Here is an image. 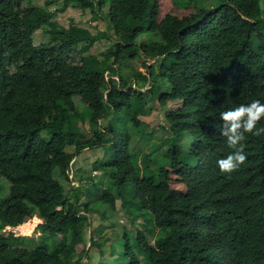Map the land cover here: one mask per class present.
Here are the masks:
<instances>
[{"label": "trees", "instance_id": "trees-1", "mask_svg": "<svg viewBox=\"0 0 264 264\" xmlns=\"http://www.w3.org/2000/svg\"><path fill=\"white\" fill-rule=\"evenodd\" d=\"M59 2L58 11L74 4L108 23L117 41L102 59L87 52L106 35L60 26L49 9ZM214 5L198 12L194 0H0V264H90L88 249L77 248L102 206L144 228L124 230L118 260L98 264H264V136L247 135L237 171L217 166L232 152L220 113L264 103V10L261 0ZM40 30L49 40L35 45ZM169 100L181 106L171 111ZM156 108L166 109L164 158L132 148L142 117ZM100 147L93 167L114 190L84 176L78 182L89 187L67 191L72 161ZM31 220L41 221L37 242L5 232Z\"/></svg>", "mask_w": 264, "mask_h": 264}, {"label": "rangeland", "instance_id": "rangeland-1", "mask_svg": "<svg viewBox=\"0 0 264 264\" xmlns=\"http://www.w3.org/2000/svg\"><path fill=\"white\" fill-rule=\"evenodd\" d=\"M46 0H34V4L37 6H45ZM217 0H194L195 10L199 12V8L201 5H204L208 8H214L215 3ZM262 8L264 10V0H261ZM63 7V3H54L52 6L49 7L51 11H57L54 20L63 27H69L71 24H75L78 27L86 28L89 30L94 36H98L99 34H104L106 36H101L95 42L93 47L87 52L88 55H96L99 59L103 58V54L108 51L113 45L114 42L117 41V37L114 34L113 30L109 27L108 23L105 22L103 19L99 18L98 16L92 14L88 9H83L80 7H77L74 4H70L64 11H58L57 9H61ZM99 33V34H98ZM49 40V36L45 33V30H40L36 33L34 37V44L38 45L43 42H46ZM131 63V62H130ZM129 68L134 69V73H137V71H140L142 66H139L136 61L132 62L129 65ZM149 87V86H147ZM83 102L80 100V98H76V104L77 106L82 109L84 108ZM146 105L150 106L152 105V102H149V100H146ZM145 105V106H146ZM178 105V106H176ZM181 105L174 103L173 101H168L167 108L171 111L175 110L177 107ZM146 111L147 108H146ZM166 109H162V111H159V109H155L154 111H150V113L145 114L142 119L143 123L145 125H142L140 128L139 135H136L138 137L135 142L132 141V148L134 149H140V153H144L146 156H151L153 154L156 155L159 158L165 157V146L161 144L163 139L167 136V131L163 128H160L162 125L167 126V123L164 122V114ZM102 126H107V121L100 120L99 122ZM160 125V126H159ZM81 126V125H80ZM83 128L85 131H90L91 126L88 123H85ZM156 131V132H154ZM151 132L154 134L151 135ZM46 136V133L43 134ZM147 139L145 141H141V139ZM156 142L158 144H156ZM180 142L183 146V148L191 147L190 140L187 136L182 135L180 137ZM137 147V148H136ZM67 151L73 152V148H67ZM104 150L100 148H86L83 150V152L78 155L73 161L71 173H70V179L72 180V184L66 183L64 181L65 189L69 192H72L71 189L73 186L81 187L85 189L86 187H89L91 184L90 182L85 183H79L78 181H81L84 176L85 177H92L94 179V182L98 183L102 188L104 189H111L114 190V185L111 182V180H108L109 177L104 174L102 170H95L93 167V163L96 160H100L103 157ZM141 157V156H140ZM161 164V163H159ZM151 165H154L153 163ZM152 171V170H151ZM141 173L147 174L145 169L141 170ZM107 179V182H104V179ZM2 184L4 183V192L3 196H7L9 193V187L10 184L8 181L2 180ZM82 185V186H80ZM92 193L94 192L95 196H100L101 189H97L94 186H90ZM85 196L81 198V201H85ZM118 208L120 207V202H118ZM90 216V215H89ZM135 223L134 226L130 225L128 223V220H126L123 210L118 209L116 212H110L109 207H98V213H92V216H90L89 222L91 223L90 226L87 227L85 241L83 244H81L77 250L80 252L82 250L88 249L86 252L87 259L90 264H98L101 259H104L108 262L111 260H115V262L119 258V251L122 250L123 244H122V235L124 230L129 229L132 227L133 233L137 231V229H143V221L140 218H134ZM133 219V220H134ZM38 223V224H37ZM41 223V221H36V223L31 228V231L26 230L25 224L23 226H19L17 228H7L5 230L6 233L9 231H15L16 236H24L29 237L33 241L37 242L40 237L41 231H38L37 227ZM37 224V225H36ZM36 225L34 231L33 228ZM90 234L93 235L95 239H97V243L94 244V246L89 247L90 242ZM28 240V239H27ZM101 254H105L106 257L103 258ZM145 256H142V259H144ZM83 262H86V259L83 260ZM142 264H145L143 261Z\"/></svg>", "mask_w": 264, "mask_h": 264}, {"label": "clouds", "instance_id": "clouds-1", "mask_svg": "<svg viewBox=\"0 0 264 264\" xmlns=\"http://www.w3.org/2000/svg\"><path fill=\"white\" fill-rule=\"evenodd\" d=\"M174 103L179 104V101ZM220 120L223 122L220 134L226 138L227 146L232 152L225 158L219 159L217 166L222 173L231 174L247 160L244 144L247 135L264 136V126L258 127L259 122L264 120V103L253 100L246 105L240 104L221 112Z\"/></svg>", "mask_w": 264, "mask_h": 264}, {"label": "bare ground", "instance_id": "bare-ground-1", "mask_svg": "<svg viewBox=\"0 0 264 264\" xmlns=\"http://www.w3.org/2000/svg\"><path fill=\"white\" fill-rule=\"evenodd\" d=\"M37 220H31L28 222V225L26 226V230L29 232L31 231V228L33 227V225L36 223Z\"/></svg>", "mask_w": 264, "mask_h": 264}]
</instances>
